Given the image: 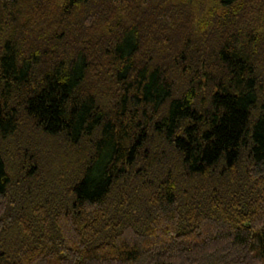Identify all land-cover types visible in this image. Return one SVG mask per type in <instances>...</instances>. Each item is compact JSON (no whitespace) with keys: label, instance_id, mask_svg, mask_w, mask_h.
<instances>
[{"label":"trees","instance_id":"obj_1","mask_svg":"<svg viewBox=\"0 0 264 264\" xmlns=\"http://www.w3.org/2000/svg\"><path fill=\"white\" fill-rule=\"evenodd\" d=\"M0 264H264V0H0Z\"/></svg>","mask_w":264,"mask_h":264}]
</instances>
